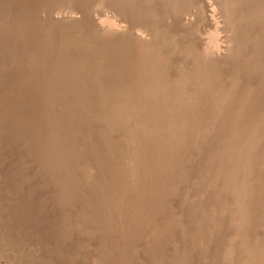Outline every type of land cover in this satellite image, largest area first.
I'll return each mask as SVG.
<instances>
[{"label": "rangeland", "instance_id": "1", "mask_svg": "<svg viewBox=\"0 0 264 264\" xmlns=\"http://www.w3.org/2000/svg\"><path fill=\"white\" fill-rule=\"evenodd\" d=\"M85 1L88 2L82 8L77 0H0V260L6 264H86L96 254V264H128L130 252L140 246V251L144 249L140 252L142 258L146 259L142 264H162L157 245L162 241L165 228L171 226L165 223L177 216L182 220L179 226L175 225L177 242L173 243L179 251L177 257L180 253L202 251L210 257L204 264H225L220 256L224 241L231 236L234 242L239 236L235 229L236 233L227 235L225 229L230 233L232 226L231 213L226 212L229 228L220 217L225 214L224 205L221 207L214 199L221 195L219 189L223 188L221 177L215 173L216 158L227 172L237 166L247 168L249 186L244 194L256 195L259 203L254 200L251 204L254 208L250 205L243 208L247 217L255 221L246 235L251 240L264 236V218L256 213L260 209L261 212L264 205V199L260 200L264 193V116L261 114L264 107V0L237 1L240 5L209 0L210 12L205 0H97L95 4L92 0ZM54 16L79 18L74 24L59 23L53 22ZM42 20L50 26L48 33L38 30ZM71 29L80 31L78 42L68 35ZM141 36L149 37L148 41ZM52 40L61 50L54 47ZM205 52L209 54L207 57ZM203 57L208 59L207 73L212 82L208 85L216 90L221 82L234 92L225 106L216 107L219 102L215 97L206 100L202 87L192 89L199 76L205 77L197 73L198 62L202 63ZM71 62L78 64L79 76L70 77ZM131 64L136 66L134 71ZM183 66L188 69L186 84L179 71ZM31 80L39 82L33 92L28 86ZM164 87L168 89L163 90ZM79 93L87 96L80 103L74 100ZM190 94L192 102L182 106ZM236 95L243 98L240 110L235 104ZM212 105L216 108L214 120L208 117ZM151 106L163 109L165 121L155 120ZM45 108L49 112L40 120L39 113ZM71 108L73 113H69ZM175 112L178 117H173ZM236 112L239 122L234 124ZM93 115L97 119H93ZM171 117L178 118L173 120L174 125H170L173 124ZM193 117L196 118L191 119ZM165 131L169 132L165 134ZM253 139H257V146L255 154L248 159L234 151V147L230 149L232 145L243 149L242 145ZM195 141H200L203 159L198 161L201 165L196 162L190 171L199 174L207 170L213 178L186 175L188 180H194L189 181L193 187L190 192L185 190L176 196L172 189L178 182L173 173L163 174L161 170L172 167L174 159L179 163L184 154L191 157L190 146ZM235 155L241 160L236 166H230L228 163ZM50 163L55 167L52 176L47 172ZM86 171L90 172L88 177ZM162 176L169 179H160ZM186 177L184 180L188 183ZM163 180L170 182L168 193H173L170 212L161 206L162 196L155 190ZM61 181H66L67 186H80L83 193L71 205L76 213L68 214L67 218ZM208 182H214L211 189L205 185ZM90 192L95 197L94 204L87 196ZM144 192L146 197H141ZM140 197L145 199V205L141 204ZM192 200L200 202V209L194 205L186 211L181 208L185 201ZM146 205L150 207L153 223L133 237L135 225L144 219ZM209 207L216 217H210L208 224L204 222L211 228L210 232L213 231V240L210 247L203 248L193 239L199 231L193 225L199 224L196 220L200 212ZM220 210L224 214H220ZM82 212H88L87 220L83 219ZM145 236L146 243H143ZM91 244L93 250L85 249ZM230 247L233 246L228 241L226 248ZM246 256L241 258L246 259Z\"/></svg>", "mask_w": 264, "mask_h": 264}, {"label": "bare ground", "instance_id": "2", "mask_svg": "<svg viewBox=\"0 0 264 264\" xmlns=\"http://www.w3.org/2000/svg\"><path fill=\"white\" fill-rule=\"evenodd\" d=\"M220 1V0H219ZM242 2L243 0H221V3H224V4H228V3H230V4H232V3H235V2ZM245 1V0H244ZM86 2H88V1H85V0H77V4L80 6V7H82V8H84V6L86 5ZM97 2V0H92V4H95ZM203 2H204V0H203ZM205 6L207 7V9H208V11L210 12L211 11V2L209 1V0H205ZM218 2V1H217ZM237 2V3H238ZM243 3H245V2H243ZM239 4V3H238ZM240 5V4H239ZM244 5V4H243ZM94 6V5H93ZM222 6H223V4H222ZM232 6V5H231ZM238 6V5H237ZM235 7V6H234ZM96 6L94 7V9L96 10ZM93 9V10H94ZM226 10V9H225ZM94 13H95V11H94ZM43 15H45V14H43ZM43 15H41L42 17H43ZM95 15V14H94ZM210 16H212V15H210ZM209 16V17H210ZM242 16V15H241ZM53 18V17H52ZM78 18L79 17H77V16H68V17H65V16H54V18H53V22L55 21V22H61V21H67V22H69V23H72V24H74V23H76L77 22V20H78ZM43 22H42V25L39 27V29L38 30H40L39 32L41 33V32H47L49 29H50V26L47 24V22H44L45 20H42ZM80 22V21H79ZM58 23V24H59ZM27 28V27H26ZM32 28V27H31ZM74 28V27H73ZM22 29H24L23 27H22ZM27 30V29H26ZM30 31V30H29ZM24 32V31H23ZM26 32V31H25ZM38 32V33H39ZM67 32V31H66ZM158 32V31H157ZM48 33V32H47ZM64 33H65V31H64ZM64 33H63V35H64ZM68 33H69V31H68ZM70 33L71 34H68L69 36H72L73 38L75 37L76 38V41L78 42V39H79V34L78 33H80V31L79 32H77L76 31V29H71L70 30ZM107 33H109V32H107ZM23 34V33H22ZM30 34H31V31H30ZM66 34V33H65ZM111 34V33H110ZM112 34H115V32L114 33H112ZM153 34V33H152ZM155 34V33H154ZM27 35H29V34H27ZM57 35V34H56ZM114 36V35H113ZM153 36V35H152ZM158 36V35H157ZM26 37V36H25ZM71 37V38H72ZM112 37V36H111ZM142 37V36H141ZM156 37V36H155ZM27 38V37H26ZM60 38H61V36H60ZM139 38H140V36H139ZM144 40H146V41H148L147 39L149 38H144V37H142ZM158 37H156L155 39H157ZM163 38V37H162ZM177 38V37H176ZM54 39V38H53ZM63 39H64V37H63ZM70 39V38H69ZM152 39H153V37H152ZM154 39V40H155ZM137 40V39H136ZM142 40V39H141ZM139 41V40H138ZM160 41H162V39L160 40ZM43 42H45L44 40H43ZM50 42H53V43H55V45L56 46H54L55 48H57V49H60L61 50V47L60 46H58V44H57V42L55 41V40H52V41H50ZM140 42V41H139ZM73 43H75V42H73ZM102 43V42H101ZM144 43L145 42H143V45L142 46H144ZM51 44V43H50ZM137 44V43H136ZM140 44H141V42H140ZM151 44H153V43H151ZM151 44H150V46H151ZM184 44V43H183ZM22 45V44H21ZM75 45V44H74ZM76 45H78V44H76ZM37 46V45H36ZM40 46H42V45H39L38 47H40ZM44 46V45H43ZM145 46H146V44H145ZM193 46V45H192ZM131 47V46H130ZM153 47V46H152ZM168 47H171V46H168ZM167 47V48H168ZM64 48V47H63ZM76 48V47H75ZM136 48V47H135ZM41 49V48H40ZM72 49V48H71ZM92 49V48H91ZM140 49V48H139ZM131 50V49H130ZM149 50V49H148ZM168 50V49H167ZM120 51V50H119ZM162 51V50H161ZM166 51V50H165ZM176 51V50H175ZM144 52V51H143ZM162 52H164V51H162ZM157 53V52H156ZM161 53V52H160ZM195 53V52H194ZM82 54H84V53H82ZM201 54V53H200ZM205 54H206V57L209 55L207 52H205ZM208 54V55H207ZM136 55V54H135ZM161 55V54H160ZM163 55V54H162ZM178 55V54H177ZM149 55H145L144 57H148ZM99 57V56H98ZM188 57V56H187ZM132 58V57H131ZM150 58V57H149ZM148 58V59H149ZM169 57H167V59H168ZM174 58V57H173ZM80 59V58H79ZM84 59V58H83ZM154 60L153 58H150V60ZM191 59V58H190ZM150 60H148V61H150ZM170 60V59H169ZM206 60H208V59H204V57H203V62L201 63L200 61L198 62V66H197V73L198 74H203L205 77L204 78H202V76L200 77L199 76V78H198V80H196V82H195V86H192V89L193 90H195V88L196 87H202L203 89V92L205 93V96H206V100H210V98L211 97H215L217 100V103L219 104V105H216V107H218V106H220V104H222L223 106H225V104L227 103V102H229V100L231 99L230 97H231V95H232V93H234V92H232L231 91V89L229 88V87H227V88H225V86L224 85H222L223 83H221V82H219L220 84H218L216 87V90L214 89L213 90V88H211L210 87V85H208V83L209 84H211L212 82H211V78L209 77V75H208V73H207V66H206ZM71 61H73V60H71ZM83 61V60H82ZM85 61V60H84ZM99 61V60H98ZM162 61H164L163 60V58H162ZM171 61V60H170ZM191 61V60H190ZM78 62H80L79 60H78ZM160 62V61H159ZM72 64H73V62H71ZM81 63V62H80ZM85 63V62H84ZM137 63V62H136ZM143 63V62H142ZM168 63H171V62H168ZM209 63V62H208ZM75 64H76V62H75ZM73 64V65H70L71 66V68L69 69V71L68 72H70V77L71 76H73V77H75L76 75L77 76H79L78 74V71H79V66H77L78 64ZM109 64H110V61H109ZM149 64V63H148ZM153 64V63H152ZM164 64H167V62L165 61V63ZM184 64V63H183ZM210 64V63H209ZM239 64V63H238ZM241 64V63H240ZM80 65V64H79ZM95 65V64H94ZM116 65V64H115ZM131 65H133V64H131ZM135 65V64H134ZM133 65V68H132V70L134 71V69H135V67L136 66H134ZM155 65V64H154ZM153 65V66H154ZM197 65V64H196ZM195 65V66H196ZM82 66V65H81ZM117 67V66H116ZM163 67V66H162ZM206 67V68H205ZM235 67V66H234ZM85 68V67H84ZM150 68V67H149ZM159 68H160V65H159ZM206 70H205V69ZM136 69H138V68H136ZM180 69V68H179ZM194 69V68H193ZM83 70V69H82ZM154 70V69H153ZM187 66H183L179 71H180V74H181V76H182V78H183V81L185 82V84H186V81H188L187 80ZM95 71H97V70H95ZM94 71V72H95ZM150 71V70H149ZM205 71V72H204ZM225 71V70H224ZM118 72V71H117ZM165 72V71H164ZM167 72V71H166ZM226 73V72H225ZM150 74V73H149ZM171 74V73H170ZM179 74V73H178ZM116 75V74H115ZM114 75V76H115ZM181 76H179V77H181ZM198 76V75H197ZM72 77V78H73ZM91 77V76H90ZM126 77V76H125ZM72 78H70V79H72ZM130 78V77H129ZM69 79V78H68ZM69 79V80H70ZM134 79V78H133ZM172 79V78H171ZM171 79H169V80H171ZM163 80V79H162ZM165 80V79H164ZM169 80H167V82L169 81ZM190 80V79H189ZM125 81V80H124ZM133 81V80H132ZM149 81V80H148ZM235 80H233V82H234ZM29 82H31V83H29ZM38 82V81H37ZM37 82H35V81H33V80H31V81H28V86L30 87V89L32 90V89H34L35 88V86H36V83ZM59 82V81H58ZM156 82V81H155ZM162 82H165V81H162ZM171 82H172V80H171ZM189 82V81H188ZM39 83V82H38ZM191 83V82H190ZM193 83V82H192ZM126 84V83H125ZM165 84V83H164ZM163 84V85H164ZM167 84V83H166ZM165 84V85H166ZM176 84V83H175ZM194 84V83H193ZM157 85H159V84H157ZM55 86V85H54ZM54 86L52 87V88H54ZM160 86V85H159ZM158 86V87H159ZM169 86V85H168ZM56 87V86H55ZM158 87H157V89H158ZM172 87H173V85H172ZM188 87V86H187ZM83 88V87H82ZM175 88V87H174ZM165 89H168V88H166V87H164L163 88V90H165ZM190 89H191V86H190ZM160 90H161V88H160ZM169 90H171V89H169ZM180 90V89H179ZM30 91V90H29ZM201 91V90H200ZM32 92H33V90H32ZM162 92V91H161ZM169 92V91H168ZM26 93H27V88H26ZM159 93V92H158ZM158 93H157V95H158ZM165 93V92H164ZM32 94V93H31ZM153 94H155V92L153 93ZM186 94V93H185ZM192 94V93H191ZM191 94H190V97H188V95H187V98H185L183 101H185V102H183V103H181L182 104V106H187V105H190V103L192 102L191 101V99L190 98H192L191 97ZM193 94H195V93H193ZM28 95V94H27ZM30 95V94H29ZM156 95V94H155ZM154 95V96H155ZM196 95V94H195ZM198 95V94H197ZM241 95V94H240ZM193 96V95H192ZM237 96V95H236ZM127 97V96H126ZM182 97H184V96H182ZM85 98H87V96H86V94H83V93H79V94H77L76 95V97H75V101L76 102H78V103H80V102H82V101H84L85 100ZM197 98V97H196ZM188 99H190V100H188ZM242 96H237L236 97V101H235V104H236V106L238 107V109L240 108L239 106H241L242 105ZM254 99V98H253ZM130 100V99H129ZM151 100V99H150ZM182 100V99H181ZM199 100H200V98H199ZM74 101V102H75ZM213 101V100H212ZM152 103L154 102V100L153 101H151ZM157 102V101H156ZM214 102H215V99H214ZM130 103V102H129ZM141 103V102H140ZM159 104H160V102H158ZM253 103V102H252ZM62 104V103H61ZM138 104V103H137ZM147 104V103H146ZM155 104H157V103H155ZM162 104V103H161ZM165 104V103H164ZM163 104V105H164ZM194 104V103H193ZM196 104V103H195ZM255 104V103H254ZM127 103H126V105H124V106H126L127 107ZM154 105V104H153ZM208 105V104H207ZM231 105V104H230ZM53 106H55L56 107V105H53ZM114 106H116V105H114ZM132 106V105H131ZM157 106V105H156ZM52 107V106H51ZM60 107V106H59ZM77 106H75V108H76ZM125 107V108H126ZM128 107H130V106H128ZM151 107H153V112H152V114H153V117L155 118V120H158V121H165V117L163 118V114H162V112H161V110H163V109H160V107H157L156 109H154V106H151ZM49 108V107H48ZM48 108H45V109H43V111L42 112H40L39 113V118H40V120H43L45 117H46V115L48 114V112H49V109ZM74 108V107H73ZM73 108H71V110L69 111V113H73ZM78 108V107H77ZM124 108V107H123ZM124 108V109H125ZM163 108V107H162ZM167 108V107H166ZM169 108V107H168ZM208 108H209V106H208ZM70 109V108H69ZM124 109H122L123 111H124ZM178 109V108H177ZM181 109V108H180ZM193 109V108H192ZM215 107L212 105L211 106V108L209 109V116L208 117H210V119H212V120H214V111H215ZM253 110H254V108H252ZM262 110H261V114H263V116H264V107L263 108H261ZM45 110V111H44ZM129 110V113H131L130 112V109H128ZM144 111H145V109H143ZM186 110V109H185ZM188 110V109H187ZM240 110V109H239ZM247 110V109H246ZM257 110V109H256ZM50 111H52L51 109H50ZM106 111V110H105ZM121 111V110H120ZM126 111V110H125ZM170 111V110H169ZM168 111V112H169ZM181 111V110H180ZM91 112V111H90ZM164 112V111H163ZM179 112V111H178ZM199 112V111H198ZM256 112V111H255ZM51 113V112H50ZM120 113V112H119ZM126 113H127V111H126ZM149 113V112H148ZM176 113V112H175ZM195 113H196V111H195ZM239 113V112H238ZM241 113V112H240ZM253 113V112H252ZM107 114H109V113H107ZM116 114H118V113H116ZM123 114H124V112H123ZM132 114V113H131ZM202 114V113H201ZM119 115V114H118ZM126 115H129V114H126ZM133 115V114H132ZM172 115V114H171ZM176 115V117H178L177 115V113L176 114H174L173 115V117ZM192 115V114H191ZM235 115H236V117L234 116V124L236 123V121L239 119V114H237V112L235 113ZM90 116H92V115H90ZM94 116V115H93ZM169 116V115H168ZM188 116V115H187ZM196 116V115H195ZM200 116V115H199ZM216 116V115H215ZM108 117V116H107ZM117 117V116H116ZM119 117V116H118ZM123 117V116H122ZM126 117V116H125ZM133 117V116H132ZM131 116H130V118H132ZM192 117V116H191ZM198 117V116H197ZM92 118V117H91ZM113 118V117H112ZM129 118V117H128ZM129 118V119H130ZM169 118V117H168ZM186 118V117H185ZM194 118H196V117H193V118H191V119H194ZM93 119H97V116H96V118H95V116H94V118ZM93 119H90L91 121H92V123L94 122V120ZM105 119V118H104ZM107 119V118H106ZM106 119H105V121H106ZM110 119H111V116H110ZM122 119V118H121ZM121 119H120V121H121ZM126 119H127V117H126ZM128 119V120H129ZM174 119H178V118H170V121L171 122H173V120ZM108 120V119H107ZM115 120V119H114ZM113 120V121H114ZM119 120V119H118ZM124 120V119H123ZM122 120V121H123ZM131 120V119H130ZM149 120V119H148ZM186 120H187V118H186ZM190 120V119H189ZM211 120V121H212ZM232 120V119H231ZM87 121V120H86ZM96 121V120H95ZM115 121H117V119L115 120ZM115 121L113 122V123H115ZM125 121V120H124ZM180 121V120H179ZM182 121V120H181ZM180 121V122H181ZM118 122V121H117ZM148 122V121H147ZM180 122L179 123H177V126H178V124L180 125ZM193 122H196V119H195V121H193ZM237 122H239V121H237ZM89 123V122H88ZM112 123V122H111ZM111 123H109V125L111 124ZM136 123V122H135ZM182 123H183V121H182ZM226 123V122H225ZM90 124H91V122H90ZM152 124V123H151ZM208 124H209V122H208ZM108 125V126H109ZM116 125V124H115ZM114 125V126H115ZM170 125H174V122H173V124H170ZM215 125V124H214ZM239 125V124H238ZM111 126H113V124L111 125ZM176 126V125H175ZM176 126V127H177ZM235 126V125H234ZM90 127V126H89ZM171 127H173V126H171ZM115 128V127H114ZM128 128V127H127ZM132 129V128H131ZM130 129V130H131ZM162 129V128H161ZM164 129V128H163ZM171 129V128H170ZM178 129V128H177ZM181 129H182V127H181ZM203 129V128H202ZM167 130V129H166ZM241 131V130H240ZM169 131H165V134L166 133H168ZM175 133H177V132H175ZM189 133V132H188ZM249 133V132H248ZM168 135V134H167ZM71 136V135H70ZM173 136V135H172ZM68 137V136H67ZM171 138V137H170ZM190 138V137H189ZM243 139V138H242ZM249 139V138H248ZM194 140H196V139H194ZM193 140V141H194ZM207 140V139H206ZM171 141V140H170ZM244 141V140H243ZM127 142V141H126ZM143 142V141H142ZM163 142V141H162ZM112 143V142H111ZM156 143V142H155ZM174 143H176V142H174ZM239 143V142H238ZM240 143H242V142H240ZM246 143V142H245ZM259 143V142H258ZM143 144V143H142ZM151 144V143H150ZM178 145L180 144V143H177ZM233 144V143H232ZM129 145V144H128ZM154 145V144H153ZM241 145V144H240ZM240 145H237V146H240ZM177 146V145H176ZM180 146V145H179ZM225 146V145H224ZM244 146V147H243ZM256 146H257V139H253L252 141H250V142H248L247 144H244V145H242V147H243V149H241L240 147V149H237L234 145H232V147H230V149L231 148H233V150L234 151H238L239 153H241L242 155H244V158H247V157H251V155H254L255 153V148H256ZM171 147H173L174 148V146H171ZM170 147V148H171ZM181 147V146H180ZM183 147V146H182ZM181 147V148H182ZM191 148V150H192V152H191V154H193V155H191L190 154V156L191 157H189V156H186L185 154V156L184 155H182L183 157L181 158V160L179 161V163H176L175 162V157L173 158L172 157V159H174V162H172V164H171V166L172 167H170V168H163L162 170H161V172L163 173V172H168V171H170V173L172 172L173 173V175H174V180H175V182H178V183H174L175 185H174V187H173V189H172V191L174 190V192H175V194H176V196H178L179 195V193L181 194L183 191H185V190H188V192H190V190H191V188L193 187V186H191L190 185V182L189 181H194V180H188V178L186 177V175H198L199 176V178H208V177H212V174L211 173H209L207 170H204V172H201V173H199V174H194V173H191V168H192V166H194V164L196 163V162H200V159L202 160L203 159V157L201 156V151H200V148H201V144H200V141H195V142H193L192 143V146H190ZM216 147V146H215ZM144 148H145V146H144ZM179 148V147H178ZM180 148V149H181ZM54 149V148H53ZM76 149V148H75ZM117 149V148H116ZM148 149V148H147ZM146 149V150H147ZM189 149V150H190ZM215 149V148H214ZM212 150V149H211ZM233 150H231V151H233ZM71 151V150H70ZM139 151V150H138ZM148 151H150V150H148ZM172 151V150H171ZM156 152V151H155ZM216 152H218V150H216ZM219 152H221V151H219ZM238 153V154H239ZM145 156H146V152H144L143 153ZM221 154V153H220ZM233 154H236V153H233ZM237 155V154H236ZM233 156V158L231 159V161L228 163L230 166H236L237 165V163H238V161L240 162V160H241V156L239 157L240 158V160H238V156ZM155 156V155H154ZM168 156H170V155H168ZM168 156H166V159L168 160L169 158H168ZM220 157H222V156H220ZM243 157V156H242ZM249 157V158H250ZM146 158H147V156H146ZM154 158V157H153ZM177 159V158H176ZM243 159V158H242ZM248 159V158H247ZM222 161V160H221ZM199 162L197 163V164H199ZM203 162V161H202ZM211 162V161H210ZM216 162L218 163V164H216L217 165V167L215 168V170H216V172L215 173H218V175L221 177V180H219L220 182L222 181V186L221 187H223V188H220V186H219V188L221 189H219V194H221V195H219L218 197H215L214 199L217 201V203L219 202L220 203V205H221V207H222V205H224V207H225V214L223 213V210H220L219 211V213L220 214H224L223 216L221 215H219L222 219H221V221H223L224 222V224L225 225H227L228 226V224L230 223L228 220H230V219H228L227 218V216H228V214H229V212L231 213V214H229V216L231 217V231H230V233H229V230H227V229H225V231L227 232V235H233L232 233H236L237 232V234H238V238H239V240L238 239H236V241H234L233 242V240H231L232 238H231V236H230V238H229V236H227L226 237V240L224 241L225 242V246H224V248L220 251V253H221V255L220 254H217V255H220L222 258V260H225V261H222V262H224L225 264H264V236L263 237H258L257 239H254V240H251V239H249L247 236L248 235H246V232H247V234H248V231L250 230V227L253 225V224H255V221H254V219L252 218V217H250V218H248L247 217V215H246V213H245V211L243 210V208L246 206H252L253 204H252V202H254V200L256 201V199H258V198H256V195H254L253 196V194L252 195H250L249 194V197H247L245 194H244V189L247 187L248 188V182H247V175H245V172H247L246 171V169H244L243 167H241V166H237L236 168L237 169H230V171H226V168H223V166L219 163V158H216ZM263 162V161H262ZM260 163V162H259ZM164 164V163H163ZM202 164V163H201ZM201 164H199V165H201ZM244 164V163H243ZM261 164V163H260ZM259 164V165H260ZM254 165H256L255 163H254ZM120 166V165H119ZM246 166H247V164H246ZM252 166V165H251ZM250 166V167H251ZM260 167H261V165H260ZM49 171H47L51 176L52 175H54V169H55V167L53 166V164L51 165V163H50V165H49ZM87 170H89L88 169V167L86 168ZM119 169V168H118ZM229 169V168H228ZM227 169V170H228ZM90 171V170H89ZM111 171V170H110ZM253 171V170H252ZM256 171V170H255ZM46 172V173H47ZM87 172V174H86V176L88 177L89 175V173H88V171H86ZM227 172V173H226ZM249 172V171H248ZM251 172V171H250ZM257 172V171H256ZM170 173H168V175L170 174ZM252 173V172H251ZM258 173H259V171H258ZM164 174V173H163ZM202 174V175H201ZM143 175V174H142ZM190 175V176H191ZM260 175V174H259ZM258 175V176H259ZM262 175V174H261ZM67 176V175H66ZM196 176H194L195 178H196ZM201 176V177H200ZM251 176V175H250ZM70 177V176H69ZM185 177L187 178V181H188V183H186L185 181L186 180H184L185 179ZM192 177V176H191ZM248 177H249V175H248ZM252 177V176H251ZM201 178V179H202ZM213 178V177H212ZM211 178V179H212ZM215 178V177H214ZM134 179V178H133ZM160 179H169L168 178V176H162V177H160ZM160 179H159V181H160ZM170 179H171V174H170ZM173 179V178H172ZM262 179V178H261ZM63 180V179H62ZM66 180V179H65ZM197 180H199V179H197ZM214 180V179H213ZM215 180H217V179H215ZM263 180V179H262ZM128 181V180H127ZM137 181V180H136ZM164 181V180H163ZM203 181V180H202ZM67 182H69V180L67 181ZM214 182H216V181H214ZM214 182H208L207 184H205V185H207V187L208 188H210V187H212V184H214ZM250 182V181H249ZM262 182H264V181H262ZM261 182V184L263 185V183ZM85 183H86V181H85ZM168 183H170L168 180L167 181H164V182H161V183H158L157 184V186H156V188H155V190H157L156 192L158 193L159 192V194H161V196H162V203H161V206L163 205L164 207V210L166 211V212H170V207H169V203L171 202V197L173 196V193H168L169 191H168V188L169 187H171ZM192 183V182H191ZM204 183H206V182H204ZM217 184L216 185H218V182H216ZM257 183V182H256ZM202 184V183H201ZM70 185V184H69ZM171 185H172V183H171ZM203 185V184H202ZM220 185V184H219ZM251 185V184H250ZM60 186H61V190H62V195H63V200H64V202H65V204H66V206L67 207H65L66 208V211H68V212H65L64 211V213H65V218H67L68 217V214H71V213H73V214H75L76 212H75V209L76 208H73L71 205H72V203H73V201L75 200V199H77V198H79V196H82L83 195V193L81 192L82 191V188H80V186H77L76 188L75 187H73V185L71 186H67V183H66V181H61V183H60ZM252 186H253V184H252ZM256 186V185H255ZM67 187H68V189H67ZM96 187V186H95ZM205 186L203 185V188H204ZM214 188H216L215 186H213ZM257 187V186H256ZM128 188V187H127ZM130 188V187H129ZM206 188V187H205ZM72 189H74V190H72ZM92 189V188H91ZM94 189V188H93ZM92 189V190H93ZM211 189V188H210ZM213 189V188H212ZM216 189H218V188H216ZM223 189V190H222ZM92 190H91V192H92ZM94 190H96L97 191V188H95ZM201 190V189H200ZM214 190V189H213ZM259 190V189H258ZM128 191V190H127ZM91 192H90V194H88L87 196L89 197V200H90V202L91 203H93L92 202V199L93 198H95V197H92V195H91ZM255 192V191H254ZM94 193V192H93ZM82 194V195H81ZM148 194V193H147ZM190 194V193H189ZM118 195V194H117ZM146 194H145V192L143 193V194H141V197H144ZM106 196V195H105ZM140 197V198H141ZM146 197V196H145ZM246 199H245V198ZM86 198V197H85ZM199 198V197H198ZM248 198V199H247ZM142 199V198H141ZM144 199V198H143ZM142 199V205H145L144 203H145V199L143 200ZM154 199H156V198H154ZM261 199H264V193L261 195V197H260V200ZM42 200V199H41ZM97 201V200H96ZM95 201V202H96ZM148 201V200H147ZM157 201V200H156ZM193 201L194 200H192V202H187V201H185L183 204H181V205H183L181 208L182 209H184L185 211L186 210H188V208L190 209L191 207H193V205L195 206V207H197V209H200V202H199V204H198V202L197 203H193ZM197 201V200H196ZM258 201V200H257ZM257 201H256V203H257ZM262 201V200H261ZM90 202H89V204H90ZM117 202H119V200L117 201ZM136 202V201H135ZM259 203V202H258ZM257 203V204H258ZM94 204V203H93ZM92 204V205H93ZM119 204V203H118ZM129 204V203H128ZM132 204V203H131ZM156 204H157V202H156ZM210 204H212V203H210ZM252 204V205H251ZM263 204H264V201H263ZM91 205V204H90ZM96 205V204H95ZM117 205V204H116ZM121 206V205H120ZM156 207H158V206H156ZM220 207V206H219ZM255 207V206H254ZM253 206H252V208H254ZM259 207V206H258ZM262 207V206H261ZM89 208V207H88ZM116 208V207H115ZM118 208H119V206H118ZM132 208V207H131ZM138 208V207H137ZM150 207L149 206H147L146 205V208L145 209H143V207H142V209L143 210H145V212H144V214H142L143 216V220H141V223H138V224H136L135 225V227H134V230H133V234L132 235H134L133 237H135L137 234H140L142 231H143V229H144V227L146 226V225H151V223H153L152 222V219H150V216H152V215H150L151 213V211H149L150 209H149ZM162 208V209H163ZM172 208V207H171ZM218 208V207H217ZM257 208V207H256ZM90 209H92L91 208V206H90ZM141 209V208H140ZM141 209V210H142ZM159 209V208H158ZM169 209V210H168ZM196 209V208H195ZM196 209V210H197ZM82 210V209H81ZM218 210V209H217ZM261 210V209H260ZM260 210L259 211H257L256 213L257 214H260V216H262V218H264V205H263V209H262V211L260 212ZM90 211V210H89ZM191 211V210H190ZM156 212V211H155ZM161 212V211H160ZM200 212V211H199ZM226 212H228V214H226ZM83 213V212H82ZM143 213V212H142ZM201 213V216L196 220L197 222H199V224H195V225H193L195 228V230L196 229H198L199 231H198V234H195L194 236H193V239L194 240H196V242H197V246H202L203 248H206V246H211V244H212V240H213V234H212V232L213 231H211L210 232V229L211 228H208V226H207V224L208 223H210V217H213L214 216V211H213V209L212 208H210L209 207V209L208 210H202V212H200ZM216 213V212H215ZM91 214L93 215V213H92V211H91ZM108 214V213H107ZM120 215H122V213H119ZM124 214V213H123ZM157 214H158V212H157ZM194 214V213H193ZM197 214H198V211H197ZM245 214V215H244ZM77 215V214H76ZM90 215V214H89ZM105 215V214H104ZM103 215V216H104ZM131 215V214H130ZM156 215V214H155ZM161 215V214H160ZM172 215V214H171ZM216 215H217V213H216ZM227 215V216H226ZM249 215V214H248ZM250 215H251V213H250ZM71 216V215H70ZM79 216V215H78ZM106 216V215H105ZM127 216V215H126ZM158 216V215H157ZM168 216V215H167ZM173 216V215H172ZM256 216H258V215H256ZM259 216V217H260ZM82 217H83V219L84 220H87V218L89 217L88 216V212H84L83 214H82ZM107 217V216H106ZM109 217V216H108ZM122 218L124 217L123 215L121 216ZM214 217H216V216H214ZM218 217V216H217ZM219 217V218H220ZM91 218V217H90ZM173 218V220H172V222L170 221V222H167V223H165V224H169L168 226H170V227H168L167 225V227L168 228H165V233H164V235H163V238H162V241L157 245V252L160 254L159 256V262L160 263H162V264H204V263H206L207 261H208V259L210 258V257H208L206 254H205V252L203 253L202 251H198V253L196 254V253H194V251L192 252V253H194L193 255H192V253L191 254H188V252H187V254H185V253H180V255H179V258L177 257L178 255V253H179V251L177 252L176 250H177V248H175V243L177 242V241H175L174 240V238H175V230H176V227H175V225H180L181 224V222H182V220H181V218L180 217H177V216H174V217H172ZM129 219V218H128ZM154 219V218H153ZM157 219H158V217H157ZM256 219H257V217H256ZM92 220V219H91ZM155 220V219H154ZM157 221V220H156ZM159 221V220H158ZM207 223V224H205V222ZM90 221H87L86 223H89ZM108 223V222H107ZM130 223V222H129ZM70 224V223H69ZM131 224V223H130ZM133 224V223H132ZM93 225V224H92ZM185 225V224H184ZM183 225V226H184ZM214 225H216V224H214ZM213 225V226H214ZM221 225H222V222H221ZM71 226V225H70ZM129 226V225H128ZM210 226H211V224H210ZM223 226V225H222ZM230 226H228L229 228H230ZM68 227V226H67ZM216 227V226H215ZM180 228V227H179ZM252 228V227H251ZM86 229V228H85ZM151 229V228H150ZM159 229V228H158ZM182 229H183V227H182ZM215 229V228H214ZM233 229H235V231L236 232H234L233 231ZM70 230V229H69ZM82 232L83 231H85L84 230V227H83V229L81 230ZM251 231V230H250ZM146 232V231H145ZM162 232V231H161ZM179 232V231H178ZM191 232V231H190ZM97 233V232H96ZM96 233H94V235H95V238H97V234ZM105 233V232H104ZM121 233V232H120ZM250 233V232H249ZM148 234V233H147ZM146 234V235H147ZM100 235V234H99ZM149 235H150V233H149ZM156 235V234H155ZM179 235V234H178ZM189 235V234H188ZM148 236V235H147ZM147 236H145V237H143V238H145V239H143V243H146V238H147ZM260 236V235H259ZM132 237V238H133ZM151 238V237H150ZM180 238H182L181 236H180ZM140 239V238H139ZM186 239V238H185ZM98 240V239H97ZM124 240V239H123ZM137 240V239H136ZM179 240V239H178ZM193 240V241H194ZM229 241V243H230V245L231 246H233V247H230V248H226V245L228 244V241ZM138 241V240H137ZM142 241V240H141ZM191 241V240H190ZM140 242V241H139ZM173 242H175V243H173ZM179 242V241H178ZM97 243V242H96ZM251 243V244H250ZM89 244V243H88ZM138 244V243H137ZM157 244V243H156ZM194 244V243H193ZM249 244H250V246H249ZM139 245V244H138ZM83 246H85V245H83ZM92 246H94L93 244H91V245H86L85 246V249H87L86 247H88V249L91 247L92 248ZM153 246V245H152ZM188 246H190V245H188ZM192 246V245H191ZM249 246V247H248ZM82 247V246H81ZM80 247V248H81ZM137 247H139V248H135L134 249V251H132V252H130L131 253V255H130V257H129V263L128 264H138V262H141V264L142 263H145L146 261V259L145 260H143V258H142V253H140L141 251H143V250H141L140 251V249H141V247L140 246H137ZM179 247V246H178ZM194 247V246H193ZM96 248H97V246L95 245V247H94V250L96 251ZM84 249V250H85ZM152 249H155L154 247L152 248ZM219 249V248H218ZM91 250H93V248L91 249ZM178 250H181L180 248H178ZM94 251V252H95ZM146 251V250H145ZM144 251V252H145ZM154 251V250H153ZM85 252V251H84ZM93 253V252H92ZM146 253V252H145ZM155 253V252H154ZM82 254V253H81ZM89 254V253H88ZM147 254V253H146ZM124 255V254H123ZM149 255V254H148ZM157 255V254H156ZM186 255V256H185ZM216 255V254H215ZM242 255H247L246 256V259L245 258H241V256ZM150 256H152V254L150 255ZM158 256V255H157ZM211 256V255H210ZM149 257V256H148ZM208 257V258H207ZM213 257V256H212ZM211 257V258H212ZM157 258V257H156ZM178 258V259H177ZM90 259V260H89ZM88 260H87V262H86V264H96L97 263V255L95 254V255H92L90 258H89ZM149 259V258H148ZM154 259V258H153ZM244 261V262H241L242 260ZM214 261V260H213ZM148 262H151V261H148ZM0 264H6V262L4 261V260H0ZM148 264V263H147ZM159 264V263H158Z\"/></svg>", "mask_w": 264, "mask_h": 264}]
</instances>
